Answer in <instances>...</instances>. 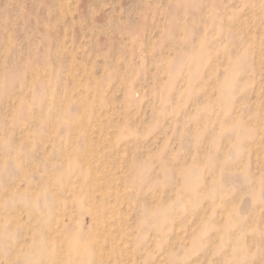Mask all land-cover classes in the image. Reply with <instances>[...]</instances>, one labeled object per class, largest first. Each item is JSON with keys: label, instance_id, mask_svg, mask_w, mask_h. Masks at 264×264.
<instances>
[{"label": "rangeland", "instance_id": "obj_1", "mask_svg": "<svg viewBox=\"0 0 264 264\" xmlns=\"http://www.w3.org/2000/svg\"><path fill=\"white\" fill-rule=\"evenodd\" d=\"M0 264H264V0H0Z\"/></svg>", "mask_w": 264, "mask_h": 264}]
</instances>
